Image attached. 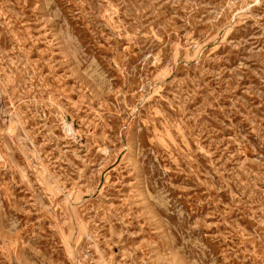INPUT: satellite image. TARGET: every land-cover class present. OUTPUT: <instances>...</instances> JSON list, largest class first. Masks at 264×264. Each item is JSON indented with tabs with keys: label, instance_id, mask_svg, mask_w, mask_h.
<instances>
[{
	"label": "rangeland",
	"instance_id": "rangeland-1",
	"mask_svg": "<svg viewBox=\"0 0 264 264\" xmlns=\"http://www.w3.org/2000/svg\"><path fill=\"white\" fill-rule=\"evenodd\" d=\"M0 264H264V0H0Z\"/></svg>",
	"mask_w": 264,
	"mask_h": 264
}]
</instances>
